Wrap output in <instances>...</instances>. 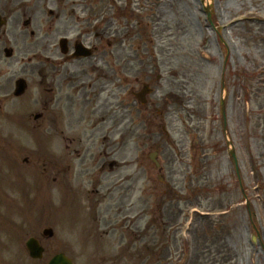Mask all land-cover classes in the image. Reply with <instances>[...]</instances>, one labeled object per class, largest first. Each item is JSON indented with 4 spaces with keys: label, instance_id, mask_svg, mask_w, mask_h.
<instances>
[{
    "label": "rangeland",
    "instance_id": "rangeland-1",
    "mask_svg": "<svg viewBox=\"0 0 264 264\" xmlns=\"http://www.w3.org/2000/svg\"><path fill=\"white\" fill-rule=\"evenodd\" d=\"M88 2L124 37L128 88L150 80L151 101L144 119L131 103L112 171L89 162L98 175L69 178L76 208L50 180L25 201L4 189L12 243L51 227L45 256L75 264H264V0ZM101 180V194L121 183L122 213L114 194L90 193Z\"/></svg>",
    "mask_w": 264,
    "mask_h": 264
},
{
    "label": "flooded vegetation",
    "instance_id": "flooded-vegetation-1",
    "mask_svg": "<svg viewBox=\"0 0 264 264\" xmlns=\"http://www.w3.org/2000/svg\"><path fill=\"white\" fill-rule=\"evenodd\" d=\"M88 4L0 0V207L8 197L4 189L16 184L23 197L29 181L50 180L55 195H69V178L98 175L88 173L89 162L98 164L99 174L105 164L112 171L114 152L126 143L117 132L129 131L126 120L134 90L128 88L130 71L121 56L119 30H112L103 8L92 10L90 17ZM111 74L122 80L124 93L117 102ZM144 100L141 104L132 98L137 110H147L151 100ZM73 159L79 160V169ZM146 175L151 179L150 172ZM109 183L102 196H117L116 208L122 213L121 183ZM102 184L94 183L92 193L99 194L95 187ZM11 226L0 213V253L7 256L13 246ZM33 261L43 260L8 256L0 264Z\"/></svg>",
    "mask_w": 264,
    "mask_h": 264
},
{
    "label": "water",
    "instance_id": "water-1",
    "mask_svg": "<svg viewBox=\"0 0 264 264\" xmlns=\"http://www.w3.org/2000/svg\"><path fill=\"white\" fill-rule=\"evenodd\" d=\"M36 252V253H35ZM41 250L37 247H33L30 249V255L32 256H41ZM49 264H70V262L63 258L62 255L55 256L54 259Z\"/></svg>",
    "mask_w": 264,
    "mask_h": 264
}]
</instances>
